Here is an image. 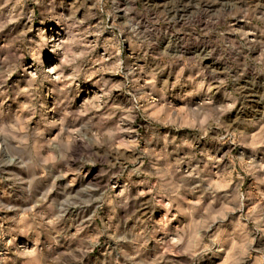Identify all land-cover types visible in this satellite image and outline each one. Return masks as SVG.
<instances>
[{
	"label": "clouds",
	"instance_id": "1",
	"mask_svg": "<svg viewBox=\"0 0 264 264\" xmlns=\"http://www.w3.org/2000/svg\"><path fill=\"white\" fill-rule=\"evenodd\" d=\"M0 264H264V0H0Z\"/></svg>",
	"mask_w": 264,
	"mask_h": 264
}]
</instances>
